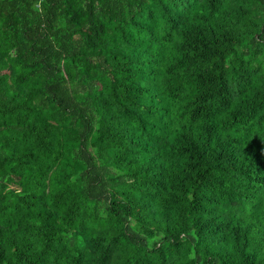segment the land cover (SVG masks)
Wrapping results in <instances>:
<instances>
[{
  "label": "trees",
  "instance_id": "obj_1",
  "mask_svg": "<svg viewBox=\"0 0 264 264\" xmlns=\"http://www.w3.org/2000/svg\"><path fill=\"white\" fill-rule=\"evenodd\" d=\"M0 264H264V0H0Z\"/></svg>",
  "mask_w": 264,
  "mask_h": 264
}]
</instances>
